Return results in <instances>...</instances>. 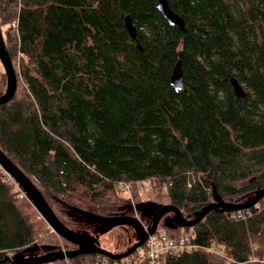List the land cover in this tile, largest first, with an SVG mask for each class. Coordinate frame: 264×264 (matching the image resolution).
<instances>
[{"label": "trees", "instance_id": "obj_1", "mask_svg": "<svg viewBox=\"0 0 264 264\" xmlns=\"http://www.w3.org/2000/svg\"><path fill=\"white\" fill-rule=\"evenodd\" d=\"M157 3L0 0V38L18 77L14 98L0 105V148L77 232L87 224L71 209L86 219L129 213L119 182L140 195L137 183L154 180L162 202L145 203L174 205L189 219L215 195L244 203L264 188V0H169L186 30L170 24ZM180 52L186 90L177 91L170 78ZM18 53L27 58L19 68ZM232 77L244 97L235 95ZM6 89L2 71L0 95ZM31 203L0 167V264L28 247H76L54 231L56 243H38L52 228ZM259 204L246 220L216 209L193 227L201 244L224 255H164L159 264H264V198ZM172 216L164 215L161 229H190ZM104 258L69 261L114 263Z\"/></svg>", "mask_w": 264, "mask_h": 264}, {"label": "water", "instance_id": "obj_2", "mask_svg": "<svg viewBox=\"0 0 264 264\" xmlns=\"http://www.w3.org/2000/svg\"><path fill=\"white\" fill-rule=\"evenodd\" d=\"M158 10L163 14L165 19L172 25L179 27L182 30H186L184 19L177 14L170 6L169 0H158ZM125 26L132 38H137L138 31L130 15L125 17ZM179 59L173 69L170 82L173 88L177 91L186 90L183 77V52L179 53ZM0 61L3 65L4 71L7 76V89L4 94L0 95V105L11 101L18 87V77L13 60L8 53L5 45L0 38ZM234 93L237 97L241 98L246 95V90L239 80L235 77L230 79ZM0 167L8 173L26 192L33 205L39 211L41 217L47 222V224L56 232L60 237L78 246L75 250H68L66 252L52 251L42 255H30L25 256L22 253H18L12 259L11 264H47L55 263L57 261H64L66 258H75L84 254H102L113 260L122 259L128 255H131L138 247L142 246L149 235L156 232L159 228L162 218L165 214L171 212L175 215L176 223L183 228H191L200 223L211 211L216 209H227L232 211L244 210L253 207L260 200L264 198V188L260 190L254 197L244 203H229L225 202L218 195H215L214 202L206 205L194 218L189 219L184 216L181 209L170 204L163 206H157L156 204L144 203V207L155 208L156 213L153 218V222L150 227H145L140 219L135 216H113V217H96L98 222L103 225L104 230L111 229L117 225L129 224L136 227L138 231L137 242L128 250L122 253H113L109 250L102 248L97 241L93 240L89 235L85 233L77 232L66 224H64L51 208L42 192L33 183V181L6 155V153L0 148Z\"/></svg>", "mask_w": 264, "mask_h": 264}, {"label": "built area", "instance_id": "obj_3", "mask_svg": "<svg viewBox=\"0 0 264 264\" xmlns=\"http://www.w3.org/2000/svg\"><path fill=\"white\" fill-rule=\"evenodd\" d=\"M13 26L16 25V22L12 23ZM3 170V169H2ZM4 171V170H3ZM5 172V171H4ZM6 173V172H5ZM8 180L15 185L18 196L21 198H28L26 192L20 187V185L8 174ZM154 180L145 179L137 183V186L140 190H143L146 193H149L151 188H153ZM118 189L132 195V184L128 182H119L117 184ZM255 209H260L259 202L253 206ZM252 207L249 209L231 211L228 217L234 221L246 220L253 214ZM148 229V227H147ZM62 251L66 252L67 249L62 245ZM202 250H209L213 252H218L224 255L223 250L214 246L208 245L205 246L198 241L197 231L191 227L189 230L179 234L173 235L166 230L161 229L156 230L155 233L149 235L146 242L138 247L131 255H128L122 259L113 260V264H159L160 259L164 255L171 256H180L184 254H193L200 252ZM99 257L101 254H97ZM104 256V255H103ZM109 257L103 259L104 262H107ZM70 259L66 258L64 261L66 264H70ZM252 261V258H251ZM228 262V261H227ZM248 264V263H247Z\"/></svg>", "mask_w": 264, "mask_h": 264}, {"label": "rangeland", "instance_id": "obj_4", "mask_svg": "<svg viewBox=\"0 0 264 264\" xmlns=\"http://www.w3.org/2000/svg\"><path fill=\"white\" fill-rule=\"evenodd\" d=\"M2 30H3L5 40L7 41L6 36L8 35V33H7L8 29H7V27H3ZM22 58H24L27 61V58L23 57L19 53H18V56L15 57V63L18 66V68H19V65L21 63ZM2 71L4 72V68H3V65L0 61V74ZM154 187H155V182L153 184V188H151L149 193H146L143 190L139 189L140 195L134 194L133 189H132V195H129L128 193L118 189L120 191L118 194L120 196V198H122L123 200L128 202V204L131 206V209H129V213L127 215L137 217L138 219H140L142 221V223L145 225V227L151 226V224L153 222L154 215L156 213V210H155V208H148L146 210L143 204L149 200L162 202V199L157 196L156 189H154ZM26 200L28 202H30V200L28 198H26ZM71 214L76 219L81 220L83 222H86L85 224H87L86 225L87 228L85 229V231L83 232V230H82V231H80V233L83 232L85 234H88L93 240L97 241L98 244L102 248L109 250L113 253L118 254V253H122V252L128 250L138 240V231H137L136 227L133 225L122 224V225H117L111 229L104 230L103 225L101 223L96 222L92 218L86 219V217H85L86 214L80 213L77 210H73V209H71ZM169 217L170 216H168L167 219H169ZM39 218H41L40 215H39ZM174 219H175V217L172 216L173 222H174ZM88 220H90V221H88ZM158 230L161 231L160 226H159ZM48 231L46 230V228H44V232H43L44 237L38 238V243H42L44 241H46V242L52 241V243H56V238L51 237V234H50L53 230L49 229ZM53 234L56 235L57 240H58L60 236L56 232ZM48 240H50V241H48ZM253 245H255V244L253 243ZM24 252L25 251H23L21 253L23 254ZM252 262H255V259L252 258ZM248 264H255V263H248Z\"/></svg>", "mask_w": 264, "mask_h": 264}, {"label": "flooded vegetation", "instance_id": "obj_5", "mask_svg": "<svg viewBox=\"0 0 264 264\" xmlns=\"http://www.w3.org/2000/svg\"><path fill=\"white\" fill-rule=\"evenodd\" d=\"M101 217H110V216H102V215H100ZM113 217V216H112ZM96 222H98V220H97V218L95 217V218H93ZM84 232V231H83ZM83 232H81V233H83ZM88 235V234H87ZM76 246V245H75ZM78 248V246H76V247H73V248H68L67 249V251L68 250H75V249H77ZM59 250H61V249H59ZM59 250H54V249H50V250H48V251H46V252H43L42 253V251L40 250V249H38V248H36V247H28V248H25V249H23L22 250V252L23 251H25L23 254L25 255V256H30V255H42V254H45V253H48V252H52V251H59ZM51 264H54V263H51Z\"/></svg>", "mask_w": 264, "mask_h": 264}]
</instances>
